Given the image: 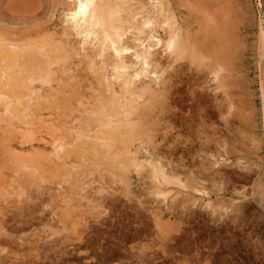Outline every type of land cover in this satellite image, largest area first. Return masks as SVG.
<instances>
[{
	"label": "rangeland",
	"instance_id": "1",
	"mask_svg": "<svg viewBox=\"0 0 264 264\" xmlns=\"http://www.w3.org/2000/svg\"><path fill=\"white\" fill-rule=\"evenodd\" d=\"M8 1L0 0V34L48 37L72 57L42 51L55 78L42 89L35 82L24 99L30 124L10 125L0 110V264H264V0H126L127 90L110 65L101 68L112 58L96 56V41L86 44L65 18L72 0H35L30 12ZM166 9L192 59L171 63L157 45ZM211 67L224 71L215 78ZM147 86L164 98L147 99ZM122 99L147 102L130 120L137 133L116 124L111 150L94 157L74 129L101 132L97 113L115 121ZM115 153L113 162L104 157ZM130 157L142 167L120 181L117 161Z\"/></svg>",
	"mask_w": 264,
	"mask_h": 264
},
{
	"label": "bare ground",
	"instance_id": "2",
	"mask_svg": "<svg viewBox=\"0 0 264 264\" xmlns=\"http://www.w3.org/2000/svg\"><path fill=\"white\" fill-rule=\"evenodd\" d=\"M14 1H15L14 4H18L20 7L22 6L21 8L27 9V12L34 10V7L36 5V3H34L35 0H14ZM11 4H12V2H11ZM15 8H16V6H15ZM126 8H128L126 0H72V2H70L67 5L66 15H65V18H67L68 21H70L72 26L75 25L73 27L75 29H73V30H76V28H78L75 31L77 36L81 35V37H82L84 35L85 39H88V41L84 40V41H86V44H89L92 41L93 42L96 41V44H98L96 56L101 57L103 55L104 57H106L107 55H109L112 58L111 64H108L107 63L108 60L105 58L104 59L105 61L103 62L101 68H103V70H104V68H106L107 66L110 65L114 71L113 75L115 76V79L120 80V84H122V89H124V90H127V87L129 86V83H130L129 80L125 78L124 74L121 73V71H123L126 68L124 61H123V57L121 54L123 51L126 52L128 50L121 41L125 31L127 30V28H125L123 25L126 23V21L124 20V18L121 17V14L125 10H127ZM161 10H162V8H161ZM142 19L144 20L143 22H140L139 24L137 23L135 26H133L134 31L140 35L143 33L141 26H145L146 24L151 23V18L149 16H146L145 19L144 18H142ZM68 21H66V23ZM155 24L157 27L163 28L164 31L166 32V34H165L166 36L163 39H160V38L157 39V45L159 43L162 44V47L164 48V52L167 51L169 53V56L167 55V57H170L171 63H173L175 61H180L184 58H191V59L193 58V51L191 49V46L189 45L188 39L186 38V40H182L180 38V36L176 33L175 19H174L172 13L169 12L168 9H166L165 12L162 11L161 16L158 19H156ZM71 29H72V27H71ZM220 30H222V28ZM39 32L40 31H37L34 33V36H36V39H34V40H37V38L39 37L38 36ZM150 33H151V31L149 32V34ZM218 33L220 34L219 29H218ZM149 34H147V35H149ZM65 36H66V34H65ZM149 37L153 38V36H151V35ZM23 38H24V36L22 38L17 37L16 39H14V38L7 37L5 34H0V110H2L3 115L6 114L7 119L10 121V125H14L15 122L16 123L19 122V123H21V125L26 126L28 124L27 122H29V124H30V121H27V120L32 115V113H31V111L28 110L29 109L28 102H24V99L30 100L31 94L36 93L34 91V87H32L35 82H39L40 83L39 87H40V89H42L45 85H50L52 78L54 79L55 77L52 76L54 74L50 73L51 70L49 68L52 65V60H50V57L48 58V53L47 54H44V52L42 53L44 48L49 47L48 45H50L48 37H47V39L42 38V40H39V41H32V43L25 41V40L23 42V40H21ZM29 38H31V37H29ZM26 39L28 40V37ZM145 40L146 39H144L143 41L141 40L140 44H143V42ZM220 41L221 40L219 39V43H220ZM63 42H65V41H63ZM221 42H223V41H221ZM220 44L223 45L224 43H220ZM262 44L264 46V35L262 36ZM63 47H65V46H63ZM51 48H52V46L50 47V49ZM55 49L56 48L53 47L51 50L55 54H57V55L59 54L60 55L59 59H63V61L69 60L72 57L71 56V54H72L71 50L68 49V47H66L64 49L63 48L57 49V50H55ZM225 49H224V51L227 50V49L226 50ZM218 52H219V50H218ZM221 52L223 53V56H224L223 50H221L219 53H221ZM219 53H218V55H219ZM229 55L230 54H227V56H229ZM137 57L138 58L140 57V59L144 60L143 61L144 63H147V58L141 57V55H137ZM224 59H227V58L224 57ZM216 61L219 64L222 62V61L220 62L219 60H216ZM88 62H89V66H88L89 71L93 75H96L94 63L90 60ZM212 66H216V65L214 64ZM180 67H181V64L177 65L175 67V70H177ZM211 68H212V74L214 75L215 78H219V73L224 71L220 68H215V67L214 68L211 67ZM59 72H60V70H59ZM227 73H228V76H231V77L233 76L232 69H227ZM23 74H25V75H23ZM51 76H52V78H51ZM138 76H139V74H138ZM58 80H59V78L56 79V81H58ZM59 82L60 81H58L57 83L59 84ZM197 87H199V85ZM143 89H144L145 93H148L147 99H149V97L150 98L153 97L152 99L154 102L155 101L157 102V100L160 97H163V95H164V94L162 95L161 93H155L154 94L152 89L148 86L143 88ZM20 90L21 91L26 90L27 93L22 94L23 93L22 92L21 94H19ZM163 90L165 91V89H163ZM139 91H141V88ZM193 91L195 94H197L196 88H194ZM58 92H59V90H58ZM48 95L49 94H47L46 96H48ZM130 98H132V97H130ZM148 101H150V100H148ZM158 102H159V100H158ZM135 103H137V102L126 101V99L120 100V102L118 103V106H115L117 108H114V109H122V114H121V117L118 116V118H115L116 119L115 121L111 120L112 117H110L109 113L99 111V113H97V115H98L97 118H100V117L102 118L100 120L99 126H102L104 128V130H102L101 132L99 131V133L97 131V132H95L96 135H93L90 137L89 136L90 131L81 130L83 127L80 130L74 129L73 139L78 144H80L82 147H84L86 149V151L88 150L90 153H92L94 157H99L98 149L100 147L105 148V151L108 153L112 148L109 144V141H111L110 136L113 135L115 130L117 129L116 124L119 123L121 127L127 128L130 136L137 133L134 130V126H132L130 124V120H131L133 115L134 116L138 115V114H136V112L139 109H142V108L145 109L147 107V104H146L147 102H145V99H144L143 104H141L140 106L138 105V103L137 104H135ZM114 109H112V110H114ZM146 109H145V112H146ZM116 116L117 115H115V117ZM19 123H17V124H19ZM140 125L141 124H139V126ZM70 135H72V134H70ZM101 135H103V136H101ZM54 144H55L53 146L54 147V154L58 158L57 154H59L60 152H64V150H66L65 149L66 144L62 141V139L61 140H55ZM125 150L126 151H124L122 153H126V154L130 153L128 149H125ZM119 154L120 153H115L109 157L107 154H104V157L108 158L109 161L113 162L114 160H116V158H118ZM123 159H124L123 161H122V159H119L117 161V162H119L118 166H119V170L121 171V174L118 177V179H120V181H123L124 173L128 172L129 167H135V168L142 167L140 162L137 163V161L132 157L123 158ZM153 178H155V173L153 175ZM115 179H117V178H115Z\"/></svg>",
	"mask_w": 264,
	"mask_h": 264
}]
</instances>
